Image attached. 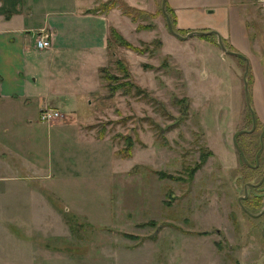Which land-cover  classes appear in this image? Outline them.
Segmentation results:
<instances>
[{
  "label": "rangeland",
  "instance_id": "1",
  "mask_svg": "<svg viewBox=\"0 0 264 264\" xmlns=\"http://www.w3.org/2000/svg\"><path fill=\"white\" fill-rule=\"evenodd\" d=\"M90 1L107 16L108 37L114 26L144 49L112 37L102 66L127 69L123 77L143 91L134 85L111 94L100 66L91 122H82L92 135L81 149L39 120L34 101L19 108L36 117L35 151L26 157L51 175L20 177L18 167L0 164V264H264V97L255 95V84L264 85V0H234L247 54L219 33L183 35L190 30L176 27L161 0H126L152 13L135 20L120 0ZM61 61L55 75L32 63L34 92L48 91V78L70 89L66 55ZM126 133L134 141L129 157L117 151ZM89 138L103 143L94 147ZM201 149L209 153L190 174ZM13 158L5 148V162Z\"/></svg>",
  "mask_w": 264,
  "mask_h": 264
},
{
  "label": "crops",
  "instance_id": "2",
  "mask_svg": "<svg viewBox=\"0 0 264 264\" xmlns=\"http://www.w3.org/2000/svg\"><path fill=\"white\" fill-rule=\"evenodd\" d=\"M93 3L90 0H68L67 4L63 0H0V164L18 167V172L22 171L17 172L20 177L23 175L19 174H24V177L34 179L36 172L41 173L37 177H50L47 175L51 174L42 171L41 166L26 157L30 150L35 151L34 135L29 125L36 122V117L18 115L19 108L34 101L38 113L46 105L61 110L62 117L45 122L58 131L57 136L64 144L73 138L75 143H81V149L84 147L82 138L92 135L82 122L88 121L85 119L92 115L93 99L89 94L98 90V69L107 58L109 45V20L104 13L87 10ZM166 3L171 5L176 16V27L211 29L208 32L219 33L241 52H249L247 26L237 1L166 0ZM45 30L50 32V45L37 47V33ZM63 55L68 61L66 67L72 71L70 89H57L55 78H48V91L34 92L31 81L36 82L38 75L30 70L32 63L40 61L46 74L50 75L55 69L63 68ZM255 86V95L264 97V85L258 81ZM70 96H74L72 101ZM64 106L68 108L63 109ZM20 124L25 125L24 129ZM86 141L94 147L103 143L92 138ZM5 148L12 151L13 163L5 162ZM82 159L83 155L77 162ZM67 163L61 162V165L68 166Z\"/></svg>",
  "mask_w": 264,
  "mask_h": 264
},
{
  "label": "trees",
  "instance_id": "3",
  "mask_svg": "<svg viewBox=\"0 0 264 264\" xmlns=\"http://www.w3.org/2000/svg\"><path fill=\"white\" fill-rule=\"evenodd\" d=\"M123 8V11L128 13V14H131L132 15V18L135 20L137 19V17L140 15V14H144V13H150L152 14L151 12L147 11L146 9L144 8H141V7H137L131 3H128L126 0H120L119 2ZM164 9L165 11L169 14H171V18L170 20L172 22L175 23V18L176 16H174V12H173V9L171 7V5L167 4L166 3V0L164 1ZM111 3H106L105 6H110ZM99 7H97V5L95 6H92V7H88L87 10H90V11H99L98 9ZM150 23L147 22V23H142V22H139L138 23V27L142 28V27H150ZM200 33V32H199ZM201 35H206L208 34L207 32L206 33H200ZM112 37L119 43V44H124L126 46H129L135 50H144L142 47H139L138 45H134L132 44L129 40H127L114 26H110V35L108 37V44L111 45V39ZM121 63V61L118 59V63ZM101 69H103V72H102V75L107 79V85H108V88L110 90V93L112 94L113 92L116 91V89L118 88H124L123 90L126 91L128 90L131 86H134L136 85L134 83V81L132 79H127V78H124L123 76H128L130 75L129 74V71L126 69V68H123V69H126L125 72L123 74H116L112 71H110L106 66H102ZM136 91H143L142 88L139 86V85H136ZM249 94V93H248ZM177 101H183L184 100V97L181 96L179 98H176ZM253 111V109H252ZM102 130L100 131V135H103V132H104V127L101 128ZM123 138H124V142H125V146L120 148L118 151V153L121 155V156H124V157H129L131 155V148L134 144V141H133V138L132 136L129 134V133H126L123 135ZM207 153H209V150H204V149H201L200 150V154H201V157L198 161H196L194 163V165H189V169H188V173H192L193 170H196L198 168V166L200 165L201 161L205 158V156H207ZM160 172V175L163 176V174L169 176V177H172V178H176V177H179L177 174L174 175L172 173H168L167 171L165 170H159ZM148 224H154L153 221H149L147 222ZM126 236H129L131 238H134L136 237L135 235L133 234H125Z\"/></svg>",
  "mask_w": 264,
  "mask_h": 264
},
{
  "label": "built area",
  "instance_id": "4",
  "mask_svg": "<svg viewBox=\"0 0 264 264\" xmlns=\"http://www.w3.org/2000/svg\"><path fill=\"white\" fill-rule=\"evenodd\" d=\"M35 45L37 47L43 48L50 45V32L45 30L37 33L35 39ZM64 114L61 110L52 107V106H44L39 112V118L43 121H53L56 118L62 117Z\"/></svg>",
  "mask_w": 264,
  "mask_h": 264
},
{
  "label": "water",
  "instance_id": "5",
  "mask_svg": "<svg viewBox=\"0 0 264 264\" xmlns=\"http://www.w3.org/2000/svg\"><path fill=\"white\" fill-rule=\"evenodd\" d=\"M164 1L165 0H161V4H162V7L163 6H165V4H164ZM168 27H169V29H172V26H171V24H170V22H168ZM174 32H175V29H172ZM209 30H211V29H208V30H200V29H195V30H190V31H186L183 35H191V34H193V33H196V32H200V33H206V32H208ZM175 34L176 35H178V36H183V35H181V34H179V33H177V32H175ZM218 37V40H219V44L225 49V51H229V49H226V47H225V44L223 43L224 41L223 40H220V38H219V36H217ZM245 83V82H244ZM245 90H246V92H248V89L246 88V83H245V88H244ZM246 102L248 103V105H250L251 104V102H249V99H248V96L246 95ZM253 112V111H252ZM253 114V113H252ZM253 117H255V115L253 114ZM254 119V118H253ZM253 122H254V120H253ZM247 193V192H246ZM264 209H262V210H260L259 211V213L261 212V211H263Z\"/></svg>",
  "mask_w": 264,
  "mask_h": 264
},
{
  "label": "flooded vegetation",
  "instance_id": "6",
  "mask_svg": "<svg viewBox=\"0 0 264 264\" xmlns=\"http://www.w3.org/2000/svg\"><path fill=\"white\" fill-rule=\"evenodd\" d=\"M262 138V133L260 134V139ZM261 141H262V139H261ZM256 157H257V155H256ZM248 183V182H247ZM249 184H251V185H253V184H257V182L256 181H252L251 183H249Z\"/></svg>",
  "mask_w": 264,
  "mask_h": 264
}]
</instances>
